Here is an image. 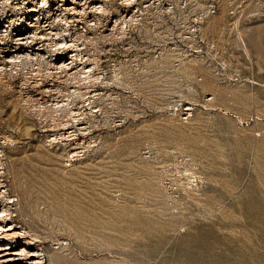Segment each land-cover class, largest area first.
<instances>
[{
  "label": "rangeland",
  "instance_id": "374dc122",
  "mask_svg": "<svg viewBox=\"0 0 264 264\" xmlns=\"http://www.w3.org/2000/svg\"><path fill=\"white\" fill-rule=\"evenodd\" d=\"M22 1L0 0V36ZM134 7L115 40L69 28L101 76L75 119L0 74L1 201L45 264H264V0Z\"/></svg>",
  "mask_w": 264,
  "mask_h": 264
},
{
  "label": "bare ground",
  "instance_id": "6f19581e",
  "mask_svg": "<svg viewBox=\"0 0 264 264\" xmlns=\"http://www.w3.org/2000/svg\"><path fill=\"white\" fill-rule=\"evenodd\" d=\"M8 1L12 2V0ZM54 2L23 0L24 10L19 12L17 9L22 10V7H16V14L20 17L23 14H30L31 11H34V15L27 21L24 20V16L16 18L19 29L12 31V34L9 32L0 36V74L5 77L7 70L13 74L27 73L23 86L27 87L28 82L29 84L33 82L32 85L35 84L33 86L41 91V95L33 97L31 93L33 89L26 88L20 93L23 102L33 100L34 107L37 105L42 113L49 110L56 112L55 114L57 111H70L71 117L76 118L83 113L80 110L85 103L80 105L81 101L90 99L96 90L95 81L101 76L99 71L96 72L100 68L98 54L90 53L86 46L87 39L93 38L86 36L85 33L71 35L69 28L82 23L79 27L81 29L84 27L86 32L100 30L103 34V31L107 30L109 39L115 40L132 23L139 21L138 16L143 8L140 12H137L139 9L135 7L131 8L137 0H55ZM14 3L16 5L18 2ZM50 4H54L53 8ZM5 25L4 30L8 32L9 24ZM95 42H98L97 39ZM66 49H68L67 56L64 54ZM78 103L79 105L75 106ZM60 117V115L52 116L50 119L53 124L51 122L47 124L57 125ZM58 123L60 126L57 129L70 127L68 120H60ZM56 134L65 133L58 131L52 133V136L56 137ZM67 136H69L67 139L76 137L72 130L67 132ZM2 164L0 157V264H45L47 258L44 249L33 242V236L31 237L28 231L18 225L10 215L7 203L13 201V198L6 203L1 201L3 197H10L7 195L6 184L1 178ZM46 253L49 259L50 254L47 250Z\"/></svg>",
  "mask_w": 264,
  "mask_h": 264
}]
</instances>
